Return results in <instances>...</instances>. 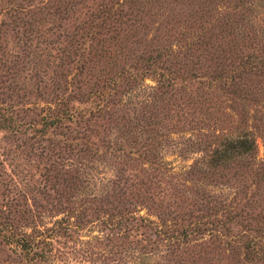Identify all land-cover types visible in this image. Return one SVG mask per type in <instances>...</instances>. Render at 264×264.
Segmentation results:
<instances>
[{
	"label": "trees",
	"instance_id": "1",
	"mask_svg": "<svg viewBox=\"0 0 264 264\" xmlns=\"http://www.w3.org/2000/svg\"><path fill=\"white\" fill-rule=\"evenodd\" d=\"M245 4L0 0V34L13 27L40 61L49 50L56 96L41 131L66 129L81 147L84 182L103 186L91 201L115 211L122 172L112 164L140 168L125 182L140 180L137 198L154 215L125 209L116 223L139 264H156L147 250L160 242L184 264H264L259 136L229 113L264 97V36L251 38ZM111 118L122 125L107 141L91 125Z\"/></svg>",
	"mask_w": 264,
	"mask_h": 264
},
{
	"label": "rangeland",
	"instance_id": "2",
	"mask_svg": "<svg viewBox=\"0 0 264 264\" xmlns=\"http://www.w3.org/2000/svg\"><path fill=\"white\" fill-rule=\"evenodd\" d=\"M245 3L249 29H253L251 38L258 43L260 34L264 36V1ZM12 29L5 28L0 34V264H139L129 258L131 245L127 238L123 239L116 223L125 209L154 215L151 203L142 205L137 198L136 194L142 193L135 190L140 180L130 181L140 168L137 163L112 164L122 172L120 202L111 198L115 211L106 203L91 201L92 191L103 186L84 182L82 164L86 161L81 147H70L71 135L66 129L41 131L46 126L42 119L47 107L56 96L49 50L41 55L44 62L38 60L37 48L25 50L17 38L20 34L15 35ZM148 83L152 84L150 80ZM262 101L239 104L237 112L229 113L236 122L244 113L247 126L259 136V158L264 160V97ZM125 113L124 117L132 114L129 110ZM111 120H100L91 129L104 126L99 130L100 138L108 141L116 127L122 125L115 118ZM169 160L179 165L175 157ZM126 179L130 180L125 182ZM165 188L166 183L162 190ZM25 234L27 244L22 241ZM147 235L157 240L153 232ZM147 251L156 264H184L181 253H172L166 243L155 244Z\"/></svg>",
	"mask_w": 264,
	"mask_h": 264
}]
</instances>
